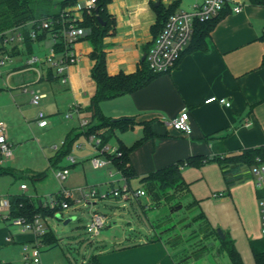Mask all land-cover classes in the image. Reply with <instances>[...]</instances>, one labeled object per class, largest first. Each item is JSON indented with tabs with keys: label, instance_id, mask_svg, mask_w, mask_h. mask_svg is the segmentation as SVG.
Masks as SVG:
<instances>
[{
	"label": "crops",
	"instance_id": "1",
	"mask_svg": "<svg viewBox=\"0 0 264 264\" xmlns=\"http://www.w3.org/2000/svg\"><path fill=\"white\" fill-rule=\"evenodd\" d=\"M201 1L111 0L107 4V10L114 20L113 29L103 37L108 73H132L141 66L143 53L150 49L160 32V29H156L155 32L152 30V26L156 23L157 6L176 12L191 10L194 4ZM229 1H240L241 10L235 12L231 4L225 6L212 29L203 36L206 45L204 49L198 48L202 38L201 29L197 27L190 46L188 47V43L173 69L156 75L138 90L99 102L98 107L102 115L110 118L133 117L137 121L133 127L136 132L130 141V136L128 138L122 134L119 136L117 132L118 138L125 145H131L142 136L145 123L152 132L151 137L130 153L129 161L138 175L136 177L138 182L139 176L189 156H229L240 154L246 148L264 145V3H253L250 0ZM78 14L81 15L80 12ZM47 39L34 41L30 49L22 40L14 39L10 44L9 59L5 64L0 65V120L7 125L11 147L14 144L22 147L29 140H35L33 136L30 137L32 130L47 135L59 125L67 127L65 137L68 134L77 135L76 123L80 127L81 119L91 120L93 111L88 109V106L95 92V82L91 77L94 60L90 57L92 47L88 39L84 36L74 44L73 48L78 54V59L66 67L65 82H61L60 77L54 81L47 78L49 67L56 72L48 63L33 64L39 65L42 70L43 75L39 80L36 79L35 71L25 65L30 54L44 56L50 45L49 39L45 45ZM22 84L26 85V91L23 90ZM36 89L46 94L38 105L31 102V91ZM210 96L224 97L230 101V106L217 101L205 102ZM72 105H77L79 113L74 112L71 118L66 119L64 114ZM39 109L48 117L49 123L44 127L37 124L36 114ZM184 109L188 111L190 117L189 133H182L163 123V117L171 119ZM84 136L87 140V136ZM87 143L93 147L90 157L94 155L106 157L97 154L95 147L88 140ZM108 143L110 144V140ZM112 144L117 145V142ZM55 145L59 144H54L53 148ZM14 159L13 155L12 160ZM6 161L8 160H3L0 156L1 165L5 166ZM102 167L106 169L108 179L104 182V189L94 186L97 190L105 191L123 184L122 174L111 161ZM8 169L10 172V168ZM109 171L113 172L112 176ZM181 171L185 181L190 183V191L195 198L199 193L200 183L208 186L218 209L214 220L210 214H206L211 225L214 229H220L224 237L229 235L234 240L240 255L242 256V252L251 255L255 264L250 242L261 239V221L259 193L252 177L226 189L221 169L216 162H209L200 167L185 165ZM39 174L41 172H32L31 177ZM36 176L34 179H40ZM131 180L129 181L131 188L143 189L140 182L139 186H133ZM22 182L24 181L19 184ZM15 192L22 191L18 189ZM216 192H221L222 195L213 196L212 194ZM105 199L112 202L109 207L113 223L107 224L108 227L106 225L107 228L103 232L114 229L113 235L116 239H111L112 233L103 234L98 238L100 241L87 247L79 259L71 260L58 249L60 237L49 224H46L47 230L50 229L53 233L52 239H56L58 244L50 246L48 243H42L39 264L196 263L194 262L196 259L191 257L184 261L179 259L180 252L188 243L174 247L158 233L156 228L158 222L155 220L159 219L160 213L152 207L147 194L137 199L117 197ZM105 199L95 201L92 208L95 209V205ZM36 201L39 204L43 202ZM128 202L132 206L135 203H139L141 207L143 205L144 212L156 209L152 218V228L147 230L143 229L144 227L140 228L144 230L142 235L129 233L134 228L133 225L127 230L123 228L125 215L129 214ZM78 208L70 207L59 211L63 217V212ZM68 218L70 221L75 217ZM0 219L4 221L1 217ZM10 232L12 231L7 227H0V246L16 242L25 248L34 243L30 232L15 233L11 240L6 241L5 238ZM216 243H219L218 240ZM2 262L21 264V260Z\"/></svg>",
	"mask_w": 264,
	"mask_h": 264
},
{
	"label": "trees",
	"instance_id": "2",
	"mask_svg": "<svg viewBox=\"0 0 264 264\" xmlns=\"http://www.w3.org/2000/svg\"><path fill=\"white\" fill-rule=\"evenodd\" d=\"M110 1L111 0H95V6L90 11L83 10L82 17L76 18L72 21L69 16L66 15L65 9L75 5L77 0H0V33L15 27H20L23 34L22 41L26 47L30 49L34 41L49 39L51 32L55 31L60 24L74 22L76 25L88 29V33L85 37L88 39L92 47L90 57L94 60V64L91 69V77L95 82V92L91 97L88 109H92L94 112L91 115L89 125L80 133L86 136L91 133L98 134L102 143H108L112 137H116L117 146L121 151V155L110 156V159L113 165L125 177L131 188L129 181L138 177V175L130 164V153L135 147L151 137L152 132L150 131L149 126L145 123L142 136L134 143L127 146L120 138H118L117 132L133 129L137 121L133 117H106L101 114L98 105L102 100L110 99L142 88L160 73L153 72L148 67L146 58L142 59L141 66L132 73H108L106 68V53L103 44V37L113 29L114 24V20L107 10V4ZM250 1L253 3H264V0ZM226 5H228V3H226L218 14L212 18L203 21L196 20L194 22L193 33L188 47L195 36L197 27H200L201 29L200 37L202 38L198 48L204 49L206 47L203 36L207 35L212 29ZM155 10L157 16L156 23L152 26L154 32L156 29L161 30L168 16L174 12L172 9L166 10L160 6H157ZM98 16L103 22H105L104 24L98 20ZM48 18L58 20V24L55 25L54 28H39L41 21ZM31 29L36 30L37 33L34 38L29 35ZM56 46V50H59L60 45ZM58 77H60V75L56 74V72L49 67L47 70V78L50 81H54L58 79ZM79 134L74 136L68 134L63 140V144L56 150V154L49 158V162L55 165L59 163L63 157H66L71 150L72 142ZM107 157H109V155ZM257 157L264 159V145L246 148L242 150L240 154L229 156H189L178 160L175 163L151 171L143 176H139L138 179L145 194L151 197L152 207L156 208L160 213L159 219L155 220L158 222L161 219L168 218L169 215H171V212L175 211L182 205H185L189 210L195 207L199 208V200L194 196L192 197L190 183L185 181L182 175L181 168L183 166L190 165L200 167L209 162H216L221 169L226 189H228L232 185L252 177L251 167L256 164ZM4 172H9V169L0 164V173ZM35 176L36 175H33L32 177L34 178ZM42 176L43 174L41 173L36 177L41 178ZM8 194L10 212L13 216H23L27 219H31L35 215H40L41 217L54 216L56 215V211L59 210L58 207L49 208L48 206L39 204L38 201L24 192ZM177 196L179 198H177ZM189 196L191 198L188 199ZM182 200H186L185 203H182ZM142 207L144 206L142 205ZM190 222L194 225V227H192L193 234L187 238L186 241L177 239L173 240L171 244L176 247L185 242L189 243V241L197 238L199 239V243L194 244L191 247H185V249L180 252L179 259L183 261L188 257L198 259L212 251L214 249V241L218 240L219 243L216 247L218 253L224 251L228 256L230 264H244L234 240L229 235L220 238L203 210L191 215ZM52 237L53 233L49 229L41 235L40 241L42 243H48L50 246H55L58 243L57 240L52 239ZM200 239H202V241H200ZM203 239H206L208 242L202 243ZM250 247L255 264H264V239L261 238L251 241Z\"/></svg>",
	"mask_w": 264,
	"mask_h": 264
},
{
	"label": "built area",
	"instance_id": "3",
	"mask_svg": "<svg viewBox=\"0 0 264 264\" xmlns=\"http://www.w3.org/2000/svg\"><path fill=\"white\" fill-rule=\"evenodd\" d=\"M231 4L233 11L238 12L241 10L242 3L240 1L229 0H202L198 4H194L191 10H182L171 13L166 19L163 27L161 28L158 36L156 37L153 45L146 53V60L148 67L157 73L169 72L173 69L182 52L190 42L193 33V24L196 20L203 21L212 18L222 9L226 4ZM95 6V0H85L79 2L71 7L65 9L66 15L74 21L76 18H81L83 10L90 11ZM80 12V16L78 13ZM58 24V20L48 18L42 20L39 28H54ZM88 33V29L76 25L74 22L68 24H60L55 31L50 34V45L47 48L43 57L36 54H30L25 61L27 68H31L36 73V79L42 78V70L39 65H33L35 63H48L53 66L60 75L61 82L66 81L65 69L69 64L74 63L78 59V54L74 51V44ZM36 30L31 29L29 35L34 38L36 36ZM14 39L22 40L23 34L20 27H15L0 33V65L5 64L9 59L10 44ZM56 45H60V49L56 50ZM26 85L22 84V88L26 91ZM46 94L39 89L31 91V102L38 105L42 98ZM217 101L226 106H230V101L224 97L210 96L205 99V102ZM79 113L77 105H72L70 109L64 114L66 119L72 117L73 113ZM37 124L41 127L46 126L49 121L46 113L39 109L36 114ZM163 123L171 126L173 129L182 133H189L191 131L190 117L186 109L180 111L176 116L171 119L162 118ZM89 125L87 119L80 120V127L85 129ZM87 140L93 144L96 153L99 155H106V157H99L94 155L91 157L90 162L93 167L99 168L110 162V156H120L121 151L117 145L102 143V140L98 134H88ZM55 145L54 149H58L62 144ZM109 155V157H107ZM0 156L3 160H10L13 157L11 150V144L8 141L7 125L3 120H0ZM68 165H73L76 159L73 155L68 154L66 156ZM256 164L251 167L252 179L256 190L258 191V204L260 212V236L264 239V159L256 158ZM120 173V171L118 170ZM55 177L60 182L64 180L69 173L68 166L61 167L54 172ZM110 176L113 175L112 171H109ZM121 174V173H120ZM122 185L118 187H112L105 191H99L94 186H76L74 188H67L62 186L50 199V201H43L41 204L48 206L49 208L58 207L60 209H68L70 207H79L80 205L89 206V222L86 224V231L89 236H97L100 231L105 228L108 223V217L105 213L96 211L92 208V204L100 199L108 197H117L121 199L134 198L137 199L140 196L145 195L143 189L130 188L125 177ZM19 190L22 192L28 189L25 182L19 184ZM213 196H221L222 193H213ZM56 211L55 214L60 213ZM0 217L7 221L8 224L15 228L14 232L7 234L5 240H11L15 233L30 232L33 235L34 243L27 245L24 248L21 257V264H39L40 263V248L42 242L40 241L41 235L47 231V226L41 222V216L35 215L31 219H27L23 216H13L10 212L9 194L6 193L0 196ZM0 264H3L0 261Z\"/></svg>",
	"mask_w": 264,
	"mask_h": 264
},
{
	"label": "rangeland",
	"instance_id": "4",
	"mask_svg": "<svg viewBox=\"0 0 264 264\" xmlns=\"http://www.w3.org/2000/svg\"><path fill=\"white\" fill-rule=\"evenodd\" d=\"M45 41H47L45 42V45H47L48 39ZM66 128V126L59 125L47 135H41L38 131L36 132L35 130H32L30 137L33 136L35 140H29L22 147L17 144H14L11 147L15 159H10L4 162L5 167L10 168V172L0 173V196L6 193L18 191V185L21 181H24L28 186V190L24 193L31 196L35 200L42 201H50V199L53 198V195L56 194L58 189H60L63 185L66 187H74L88 184L99 187L101 190L105 188L104 182L108 179V173L103 167L95 168L91 165L90 153L93 151V147L87 143L84 134H79V132H81V127H79L77 123L75 130H77L79 135L72 142L71 150L69 152V154L76 158L77 163L68 166L69 173L61 182L55 177L54 172L62 166L68 165V161L66 157H63L59 163L50 165L48 159L56 154V150L53 148V145L59 144L61 140L65 139V134L67 133ZM135 132L136 129L133 128L123 132H118V135L120 136L122 134L127 138L130 136V141V139H133ZM115 141L116 137H112L110 139V144ZM32 172H41L43 173V177L40 179H34L31 177ZM131 184L133 186L140 185L136 178L131 180ZM207 187L208 186L204 185V183H200L198 185L199 193L196 197L199 200V208L195 207L189 210V208L185 207V205H182L175 211L171 212V215H169L168 218L158 221V225H156L158 233L164 236L169 242L177 239L186 241L187 238L193 234L192 227H194V225L190 222L191 215L203 210L205 214H210L214 220L218 213V209L215 206V198L211 197ZM178 196L177 198H179ZM147 197L151 201V197L149 195H147ZM189 198L191 197L189 196L188 199ZM186 200H182V203H185ZM110 203H112L110 200L105 199V201L99 202L97 206L95 205L94 209L107 214L109 218L108 221H110L107 223L108 225L113 223L110 215L112 213L111 208L109 207ZM113 205H115V203H113ZM127 210L129 211V214L125 215V219L123 218L125 221L127 220V222H123V228L125 227L124 229L127 230L133 225L134 228L131 229L129 233L132 235H142L144 230H141L140 228L144 227L143 229L146 230L147 228H152V218L154 217L156 209H150L144 212L139 203H135L132 206L130 202H128ZM70 216H74L75 218L71 219L67 223H64V220ZM41 222L44 226L49 224L50 227L56 231V234L61 240L58 249L62 250L63 253L71 260L74 258L76 260L79 259L84 254L85 249L96 243L99 240L98 238H100L103 234L111 235L112 233L110 236L111 239H116L113 235L114 229L103 232L108 225L103 228L97 236H89V233L85 231V225L89 222L88 205H80L78 209H69L66 212H63L62 219H56L52 216L41 217ZM1 226L7 227L12 232L15 230V228L8 224L7 221H2L0 219V227ZM200 241H202V239H200ZM207 242L208 241L206 239H203L202 243ZM198 243L199 239L197 238L186 244L191 247L192 245ZM217 245L218 244L215 240L214 249L202 257L194 260V262H196L195 264H230L228 256L224 251L221 253L216 251ZM23 251L24 246L22 244L16 242L3 244L0 246V261L9 260L12 262H20ZM242 256L244 262H246L245 264H253L251 255L244 254V252H242Z\"/></svg>",
	"mask_w": 264,
	"mask_h": 264
},
{
	"label": "water",
	"instance_id": "5",
	"mask_svg": "<svg viewBox=\"0 0 264 264\" xmlns=\"http://www.w3.org/2000/svg\"><path fill=\"white\" fill-rule=\"evenodd\" d=\"M96 11H97V10H96ZM98 20H99L100 22H102V24L105 23V22H103V21L100 19L99 16H98ZM145 57H146V52L143 53V55H142V59H145ZM93 112H94V110H93ZM55 217L58 218V219H62V216H61L60 213H57V214L55 215ZM68 221H69V218L65 219V220H64V223H67ZM216 231H217V234H218V236H219L220 238H224V234L222 233V231H221L220 229H216Z\"/></svg>",
	"mask_w": 264,
	"mask_h": 264
}]
</instances>
